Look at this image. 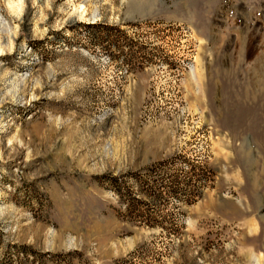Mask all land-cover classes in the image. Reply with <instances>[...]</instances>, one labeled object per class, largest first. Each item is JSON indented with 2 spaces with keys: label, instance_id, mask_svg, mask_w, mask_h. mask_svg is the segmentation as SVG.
<instances>
[{
  "label": "rangeland",
  "instance_id": "1",
  "mask_svg": "<svg viewBox=\"0 0 264 264\" xmlns=\"http://www.w3.org/2000/svg\"><path fill=\"white\" fill-rule=\"evenodd\" d=\"M0 264H264V0H0Z\"/></svg>",
  "mask_w": 264,
  "mask_h": 264
},
{
  "label": "trees",
  "instance_id": "2",
  "mask_svg": "<svg viewBox=\"0 0 264 264\" xmlns=\"http://www.w3.org/2000/svg\"><path fill=\"white\" fill-rule=\"evenodd\" d=\"M131 206H132V205H131V203H130V216H131L132 218H138V220H139V219H143V221H149V218H148V216H146V214H143V212H142V214H141V213H138V212H135ZM33 253H34V252H33ZM34 255H35V253H34ZM48 255H49L50 257L52 256V255H50V254H48Z\"/></svg>",
  "mask_w": 264,
  "mask_h": 264
}]
</instances>
